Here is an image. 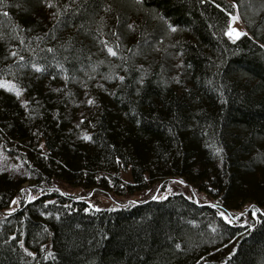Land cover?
<instances>
[{
    "label": "trees",
    "instance_id": "obj_1",
    "mask_svg": "<svg viewBox=\"0 0 264 264\" xmlns=\"http://www.w3.org/2000/svg\"><path fill=\"white\" fill-rule=\"evenodd\" d=\"M0 147V264H264V0H0Z\"/></svg>",
    "mask_w": 264,
    "mask_h": 264
},
{
    "label": "rangeland",
    "instance_id": "obj_2",
    "mask_svg": "<svg viewBox=\"0 0 264 264\" xmlns=\"http://www.w3.org/2000/svg\"><path fill=\"white\" fill-rule=\"evenodd\" d=\"M248 32L242 17L237 9L233 11L231 14V18L229 21L228 26V35L231 39H236L240 34ZM239 34V35H238ZM5 86L17 90V87L13 82L10 80H6ZM0 169H5L15 175H21L26 173V169L23 166L22 162L16 158H12L8 156L0 147ZM185 182L181 179L178 180H172L168 182V186H166L165 190L162 192H158L148 189L142 193L133 194V195H114L110 192H107L105 190L101 189H83L80 187H69L64 184H59L58 188L63 191L71 192L79 197H82L86 199L88 202L91 203V205L94 206H115V205H122L126 204L130 201L138 200L143 197L147 196H162L168 192L179 190V188H182L185 184ZM189 188H191L189 186ZM193 195L199 199V200H208L207 196L203 193H195L192 191ZM28 195L32 196V192H30ZM20 202V198L17 197L13 200V203L11 207L7 210L0 211V215L4 214V212L9 211L11 209H14ZM246 215V214H245ZM244 215V216H245ZM238 215L232 216V218H236Z\"/></svg>",
    "mask_w": 264,
    "mask_h": 264
},
{
    "label": "snow or ice",
    "instance_id": "obj_3",
    "mask_svg": "<svg viewBox=\"0 0 264 264\" xmlns=\"http://www.w3.org/2000/svg\"><path fill=\"white\" fill-rule=\"evenodd\" d=\"M49 6H51V5H49ZM175 29H173V31H174ZM239 35V34H238ZM108 51H109V53L111 54V55H116V53L111 49V48H109L108 49ZM20 93L19 92H17V95H19ZM85 139H89V137H85ZM223 215V214H222Z\"/></svg>",
    "mask_w": 264,
    "mask_h": 264
}]
</instances>
